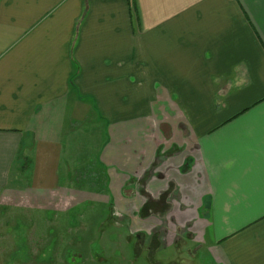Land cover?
I'll return each mask as SVG.
<instances>
[{"label":"crops","instance_id":"0c3cea01","mask_svg":"<svg viewBox=\"0 0 264 264\" xmlns=\"http://www.w3.org/2000/svg\"><path fill=\"white\" fill-rule=\"evenodd\" d=\"M96 166L121 201L175 182L215 264H264V0H0L3 215L71 218Z\"/></svg>","mask_w":264,"mask_h":264},{"label":"rangeland","instance_id":"374dc122","mask_svg":"<svg viewBox=\"0 0 264 264\" xmlns=\"http://www.w3.org/2000/svg\"><path fill=\"white\" fill-rule=\"evenodd\" d=\"M93 165H96L95 161ZM97 168L86 169L85 175L88 174L89 182H73V186H69L79 199L78 207L72 211L69 219L53 217L45 220L38 218L36 214H30L31 217L27 219L13 218L16 213L12 216L9 213L3 215L4 210L11 209L1 205V201L0 264H152L146 252L142 259L138 258L134 243L140 233L150 232L154 216L149 218L143 215V209L139 205L141 199L136 196L137 193L125 196L121 201V189L111 192L113 184L117 182L105 180V176L103 173L101 176ZM138 185L140 186L139 183ZM126 188L130 193L129 188L133 187L129 184ZM179 190L181 192L182 188ZM65 191L66 187L61 189L60 194L65 195ZM146 194L149 196L150 193ZM129 201L134 206L137 205V210L128 213L129 217L117 215L119 211L126 210ZM113 213L114 216L111 217ZM117 222H122L123 229H118ZM37 227L40 228L36 229ZM192 233L196 236V241L187 242L184 247L178 246L179 251L172 245L159 250L157 260L167 262L170 259L172 261L169 263L174 264H183L182 261H187L188 264H215L207 251L210 241L209 236H203V227ZM169 242L171 243L168 241L167 244ZM200 246L198 252L196 249ZM187 247L191 251H197V256L188 254Z\"/></svg>","mask_w":264,"mask_h":264},{"label":"flooded vegetation","instance_id":"af4514ba","mask_svg":"<svg viewBox=\"0 0 264 264\" xmlns=\"http://www.w3.org/2000/svg\"><path fill=\"white\" fill-rule=\"evenodd\" d=\"M138 183L140 184V186L138 185ZM147 184L148 182H136L137 190L135 193H137L140 196H143V198H145L146 200L144 204L145 206L142 208L143 215L147 216L150 213V211L160 214L163 212L164 209L167 210V213H165V216L160 219L162 223L161 224L162 227L160 229L152 230L150 234L140 233L138 235V238L135 240L136 242L134 243V248L137 253L142 250H146L147 258L149 261H151V263L161 264V262H159L156 258L157 254L159 253V250H163L166 247H168L167 246L168 241H171L170 245L177 248L178 251H179L178 246L184 247L186 246L187 242L194 241L196 236L192 233L191 228H193L195 225L193 223H189L186 226H182L179 223L178 218L172 215L174 205L171 202H181V203L183 202V195L179 191V187H177L175 182H171L168 190L165 191L163 194H161V197L155 201L152 200L150 196L146 194L145 187L147 186ZM135 193L133 195H135ZM163 200H169L170 201L169 205L167 204L165 205V203H162ZM181 208L182 209L184 208L182 204H181ZM113 216L114 213L111 217ZM171 229H174L173 233H171ZM186 252L193 257L197 256V251L195 250L191 251L188 247L186 248ZM181 263L188 264L187 261H182ZM169 264H174V263L172 262Z\"/></svg>","mask_w":264,"mask_h":264},{"label":"clouds","instance_id":"9594fccd","mask_svg":"<svg viewBox=\"0 0 264 264\" xmlns=\"http://www.w3.org/2000/svg\"><path fill=\"white\" fill-rule=\"evenodd\" d=\"M242 82H243V77L241 74L240 67L235 66L233 69V77H232V81H231L232 86H234V87L239 86L240 84H242ZM211 83L219 85L221 83V79L217 76H213L211 78ZM224 92H225V89L221 88L219 90V92L217 93V95L220 98L214 99V104L217 107V111H220V110H222L223 107H225L224 101L226 100V96L224 95ZM116 214L119 215V213H116Z\"/></svg>","mask_w":264,"mask_h":264}]
</instances>
